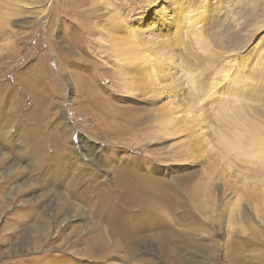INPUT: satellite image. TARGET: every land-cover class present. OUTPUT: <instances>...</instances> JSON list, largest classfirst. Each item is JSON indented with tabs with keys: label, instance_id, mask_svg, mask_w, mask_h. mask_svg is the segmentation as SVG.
<instances>
[{
	"label": "rangeland",
	"instance_id": "374dc122",
	"mask_svg": "<svg viewBox=\"0 0 264 264\" xmlns=\"http://www.w3.org/2000/svg\"><path fill=\"white\" fill-rule=\"evenodd\" d=\"M256 139L264 0H0V264H264Z\"/></svg>",
	"mask_w": 264,
	"mask_h": 264
},
{
	"label": "bare ground",
	"instance_id": "6f19581e",
	"mask_svg": "<svg viewBox=\"0 0 264 264\" xmlns=\"http://www.w3.org/2000/svg\"><path fill=\"white\" fill-rule=\"evenodd\" d=\"M255 141H256V142H254L255 144H253L254 146L257 145V148H258V147H261V148L263 147V146H261V144H264V143H263L264 140H262V139H261V140L256 139ZM257 142H258V143H257Z\"/></svg>",
	"mask_w": 264,
	"mask_h": 264
}]
</instances>
